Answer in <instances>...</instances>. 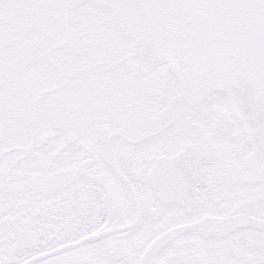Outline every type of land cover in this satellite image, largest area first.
<instances>
[{"label": "snow or ice", "instance_id": "snow-or-ice-1", "mask_svg": "<svg viewBox=\"0 0 264 264\" xmlns=\"http://www.w3.org/2000/svg\"><path fill=\"white\" fill-rule=\"evenodd\" d=\"M0 264H264V0H0Z\"/></svg>", "mask_w": 264, "mask_h": 264}]
</instances>
